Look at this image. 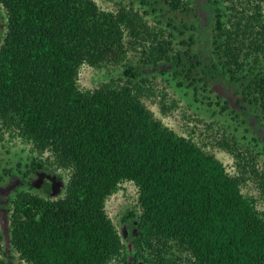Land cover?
<instances>
[{"label": "trees", "instance_id": "16d2710c", "mask_svg": "<svg viewBox=\"0 0 264 264\" xmlns=\"http://www.w3.org/2000/svg\"><path fill=\"white\" fill-rule=\"evenodd\" d=\"M154 1L173 13L184 11L183 0ZM0 5L8 17L0 49V122L39 153L51 151L71 172L59 200L27 192L12 201L11 242L23 262L116 260L123 243L105 205L128 181L139 189L142 212L134 244L147 262L264 264V217L221 161L157 120L129 85L78 87L83 65L122 64L127 37L130 42L152 37L141 13L102 11L93 0H0ZM212 5L216 54L241 81L236 78L244 68L241 24L229 31L219 2ZM260 34L261 50L264 25ZM153 37L144 45L143 64L158 67L171 61L173 43ZM125 76L137 80L142 73L127 67ZM253 76L247 97L264 115V71ZM2 253L0 235V264Z\"/></svg>", "mask_w": 264, "mask_h": 264}, {"label": "rangeland", "instance_id": "374dc122", "mask_svg": "<svg viewBox=\"0 0 264 264\" xmlns=\"http://www.w3.org/2000/svg\"><path fill=\"white\" fill-rule=\"evenodd\" d=\"M93 1L102 11H138L154 32L150 39L140 42H130L127 37L128 53L122 64L83 65L77 81L79 89L95 90L105 84L134 88L157 120L221 161L227 172L240 180L243 195L264 217V115L247 97L253 73L264 71V43L261 50L257 44L263 37L260 31L264 25V4L259 0H216L229 31L234 32V27L241 24L244 68L236 72V78L241 79L238 81L215 51L213 0H183L184 11L177 13L161 1ZM7 21V12L0 5V49ZM153 34L173 43L171 61L158 67L143 64L144 45L153 41ZM188 50L190 56L186 55ZM127 67L141 72L142 77L134 80L125 76ZM37 164L42 169H37ZM70 177L71 172L57 164L51 151L39 153L0 122V235L4 264H27L11 242L12 201L27 192L59 200L66 194ZM105 212L123 243L121 255L110 264H151L140 256L134 244L137 217L142 212L138 187L133 182L121 183L107 198Z\"/></svg>", "mask_w": 264, "mask_h": 264}]
</instances>
